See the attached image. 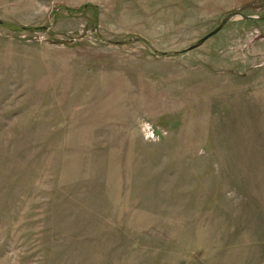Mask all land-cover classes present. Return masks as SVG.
Wrapping results in <instances>:
<instances>
[{
	"label": "rangeland",
	"instance_id": "374dc122",
	"mask_svg": "<svg viewBox=\"0 0 264 264\" xmlns=\"http://www.w3.org/2000/svg\"><path fill=\"white\" fill-rule=\"evenodd\" d=\"M237 11L0 0V264H264V19L186 51Z\"/></svg>",
	"mask_w": 264,
	"mask_h": 264
},
{
	"label": "water",
	"instance_id": "95a60500",
	"mask_svg": "<svg viewBox=\"0 0 264 264\" xmlns=\"http://www.w3.org/2000/svg\"><path fill=\"white\" fill-rule=\"evenodd\" d=\"M264 19V17L261 16H252V15H247L245 13L242 12H231L229 14H227L221 21V23L213 30L211 31L209 34H207L206 36H204L203 38H201L196 44L190 46L186 51H190L193 49H196L200 46H202L208 39H210L211 37L215 36L216 34H218L222 29L225 28V26L232 20H242V21H249V20H261Z\"/></svg>",
	"mask_w": 264,
	"mask_h": 264
},
{
	"label": "built area",
	"instance_id": "2783aa9c",
	"mask_svg": "<svg viewBox=\"0 0 264 264\" xmlns=\"http://www.w3.org/2000/svg\"><path fill=\"white\" fill-rule=\"evenodd\" d=\"M152 136L154 137L155 135H154V134H152Z\"/></svg>",
	"mask_w": 264,
	"mask_h": 264
}]
</instances>
